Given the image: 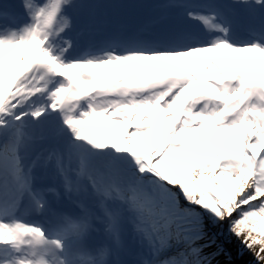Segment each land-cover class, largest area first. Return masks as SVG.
Masks as SVG:
<instances>
[{"label":"bare ground","instance_id":"bare-ground-1","mask_svg":"<svg viewBox=\"0 0 264 264\" xmlns=\"http://www.w3.org/2000/svg\"><path fill=\"white\" fill-rule=\"evenodd\" d=\"M50 1L51 0L48 2ZM50 6H52V3H50ZM25 8L26 11L28 10L27 13L30 16L28 18L32 19L30 26H22L18 32H13L8 26L6 27L0 24V30L7 40L6 41L4 37L0 38V60L9 56L8 65H10L11 68L8 69V66H0V125L1 127L5 126L9 129L15 127L13 122L17 121L36 134L33 135L34 138H32L31 142L24 143V139L19 144L22 146H18L21 151L16 148L17 146L14 148L9 142L3 141L5 143L2 145V150L0 151V186L3 188V196H0V237L7 230L2 220L5 216L9 215V217H11L13 215L10 211L11 209L14 212L19 211V209L30 208L29 204L25 203L24 197L16 199L15 193L9 189V185L12 184L14 187L21 189L23 187H28L24 180H33L34 183L37 184L40 182L42 183V180L31 178L30 173H28L29 177L25 178L26 174L20 170L21 167L23 170L27 168V165H25L27 161H24V159L29 161L36 159L32 168H38L39 165L42 169L47 165L51 166L52 168L45 170H51L52 176L60 181V188H53L50 185H44L42 187L43 199H56L57 202L62 203L65 199H82L84 198H81L82 193L87 199H96L95 195L91 197L88 193H93L95 191H100L101 197L103 198L96 201L94 200L93 202L82 201V204L86 205L89 215L85 213L81 216L78 222V225L82 226L81 228L75 226L72 229L61 232L62 234L58 236L59 240H61L64 235L68 236L64 237L60 242L63 247L71 245L73 241L77 239L78 235L80 233H85L88 228L94 235L108 231V233L103 234L104 240H109L110 236L116 237L118 236L117 231L119 230L115 229V222H120L126 226V228H122L124 233H126L122 234L123 238L129 236V242L131 243L128 251L133 249L141 250L135 256L136 258L138 257L137 261L140 264H158V257L161 251L171 246L169 245L170 238L165 233L166 223H164V221H167L166 216L161 219L162 216L158 213L165 209V202L154 195L149 196L145 193L141 194L142 192L138 193L134 183L140 185L139 177L136 175L137 178H134L132 174L138 172L139 176L148 177L150 175L152 178L161 179L160 177L163 176L162 172L171 169V163H168L165 157L168 155L167 153L171 151V144H175L173 139L176 140L181 129H185L187 135H191L193 132L192 129L186 125L188 111L184 107L182 101L178 100L171 104L170 97L161 106H156L154 98L168 89L164 90L156 86L154 88L157 90L156 92L152 88L155 85L151 86L153 81L149 78V75L156 73L157 70L169 69L171 72V65L175 71H181L182 68H184L185 55H174L172 60L170 54L165 55L166 58L170 59V61H168L169 64L165 67L159 61V58L163 57L162 55L158 56L153 53L138 52L135 53L134 56L128 57V59L120 60L115 66H109L108 70H106L103 68L105 58H101L100 56H89L82 61L76 60L73 65H70L67 60L63 62L62 59L72 54L73 50L67 49V47L61 48L59 45H53L46 41L44 47L47 52L57 60V63L62 62V69L66 70V73L75 67L78 70L80 69L82 73L84 70L88 73H83V78L75 85L76 89L68 98L65 93H61L62 90H56L58 87H61V82L56 81V79L57 77L63 76L59 70L51 71L52 68H46L47 71H51L52 75L51 77L46 76L44 79L40 77L38 80L40 84H38L32 78L36 72L30 71V66L25 64L24 60L22 58L20 60L16 55V41L30 40L40 36L46 39L47 36L44 30L50 29L45 21L41 20L40 23L36 21L38 16L35 17V14L44 12V8L40 10L36 9L37 6L34 3H29V6L27 3ZM33 27L36 28L35 32H33ZM58 42L63 44L62 40ZM234 56L235 63L244 69H246L249 63L264 64L263 52L253 46L234 51ZM49 63L51 64V62L48 61V67ZM126 69L130 72V77L138 78L139 81L128 85V83H131L130 80L123 86L117 85L115 82L116 77L120 75L122 71H126ZM5 71L9 72L8 76L4 75ZM99 72L105 73V83L99 86L97 93L93 96L98 103L94 104L90 110L85 111L86 113L84 112L85 114L78 118L76 122L78 131H75V129L66 130L65 127H58L57 129L62 128L64 132L59 131L58 134L52 138L50 134L43 129V122L40 121V119H36L34 122L35 124L25 119L24 115H29L40 108L41 101H28L30 97L24 95V92L26 93L28 90H39L38 87L42 84L50 87V90L55 88L53 94L64 104L59 108L63 111L71 99L80 91L88 89L90 84H93ZM53 77H55V81L51 83L49 79ZM17 78L21 81L18 82ZM92 80L94 81L92 82ZM4 81L9 84L7 83L6 85L3 83ZM167 87H171V82H168ZM142 89H146L144 91L145 98L143 102L135 105L134 111H130L128 108L129 104L120 101L121 94L124 92L128 94L130 90ZM153 95L156 96L153 97ZM99 98L103 99L99 101ZM55 100H53V103ZM262 101H264L263 97L256 100L253 107L249 110V119L240 116L235 120V122L240 120V126H244L247 122L254 121L258 124L254 125V127L249 130L246 140L241 142L240 139L241 143L239 142V147L241 148V146H243L245 148L246 155L248 154L250 156L251 163L258 168L264 167V165H262L264 164V160L260 157V152L261 150L264 151V148H260L259 151L254 149L255 142L261 138L264 124V107L261 108L260 106ZM58 105L60 106V104ZM255 107L257 109H255ZM74 115L75 114H72L70 116ZM67 118L68 117H66V119ZM194 118L201 120V114L192 116V114L189 113L188 121H193L195 120ZM53 119H55L54 116ZM207 120H209V118L205 117V123ZM249 124V126L252 125V123ZM17 126L14 133L20 132L19 124ZM248 127H245L244 130L246 134V128ZM59 133L61 137H58ZM13 135L9 130L6 137L15 138ZM76 136H80L84 144H82L83 146H79L78 143L80 139H76ZM231 136L233 137V135L230 134L229 138ZM40 139L43 143L39 142ZM68 141L70 142L67 143ZM178 141H181V139ZM193 144L194 141L192 142L191 140L189 149H191ZM24 147H30L31 150ZM137 154H140L138 162L133 160V165H135L134 167H137V169L128 168L126 165L131 163L132 160L127 159V157L134 158ZM197 160L198 159L194 157V159L185 160L184 163L192 165L195 168L198 162ZM82 164L84 165L82 166ZM19 166L21 167L19 168ZM138 168L141 169V172ZM43 172L45 171L40 172L38 176ZM84 172L91 174L86 177V183H80ZM45 179L46 181L48 180L47 178ZM76 186L82 193L76 190ZM243 191V188L240 189L238 193L234 191L232 198H237ZM130 192H134V195L130 194ZM35 198H37V196H35ZM232 200L235 201L236 199ZM48 202L52 203V200ZM124 203L128 204L129 208L124 215H119L118 208ZM73 206L76 207V204H73ZM44 207L46 210L49 209L47 206ZM8 209L9 211L6 212ZM141 213L142 216L139 215ZM68 214H72V212L69 210ZM144 220L148 221V223L143 222ZM53 221L57 224V220L53 219ZM21 225V222L9 225V230L5 233L0 243V264H21L20 260L16 258L18 251L12 248L10 249L11 243L18 240V233H23L24 231L29 232V229H31ZM212 232L215 233L213 244L216 246L206 253L204 255L205 257L202 255L201 257H203V259L201 261L194 264H228L230 255L224 247V238H220L215 230ZM128 233L134 236V240H132L131 235ZM136 236L139 237L137 241ZM120 239H122V237H118V240ZM115 241L117 240L115 239ZM202 243H204L203 240L198 239L192 246L200 250L203 246H199V244ZM140 247H142V249H140ZM208 247V245H204V248ZM117 249L127 251L125 246ZM5 251L6 253H4ZM101 253V250L98 248H93L88 254L91 256V260L94 261ZM130 259L134 260L135 258ZM93 261H89L87 264H95ZM116 262L121 264V259L119 261L116 259ZM28 264L30 263L28 262ZM68 264L71 263L69 262Z\"/></svg>","mask_w":264,"mask_h":264},{"label":"rangeland","instance_id":"rangeland-1","mask_svg":"<svg viewBox=\"0 0 264 264\" xmlns=\"http://www.w3.org/2000/svg\"><path fill=\"white\" fill-rule=\"evenodd\" d=\"M18 41L19 43L16 47L17 54L22 55L25 40ZM8 67H10V65ZM173 102L176 101L173 100ZM223 113L224 112L221 110L218 114H215L213 121L218 120V117L222 116ZM188 123L189 122H186V125H188ZM206 123L203 121L200 129L192 133V142L194 141V144L191 149H189L190 143L188 141L185 142V129L179 131L176 140L173 139L175 144H171V151L170 153L168 152V155L165 157V160L171 163V169L162 172L163 176L160 177L161 179H154L161 183L166 182L172 186L178 185L183 195L187 197L190 202L202 206L205 210V213L201 214V218L196 214H190L195 221V225L200 227V240L204 242L199 244V246L201 245L203 247L198 252L191 253V250H189L190 259L193 261V264L201 261L203 257H205L204 255L216 246L213 244L215 238V233L212 232L213 230L217 232L220 238H224V247L230 255L228 264H259V261L252 252H250L231 232L232 223L231 220L228 219L231 212L229 205L235 204L236 201L232 200L236 199L232 198L234 191L238 193L240 189L243 188L245 190L253 184L264 187V167H255V165L251 163L248 154L243 162H240L238 158L240 139L242 142V127L247 126L249 123L247 122L244 126H240V120H237L235 123L231 122V124L227 126L223 125L222 122L218 120L220 125L217 128L208 123L206 125ZM14 124H16V122H14ZM5 129V126L1 127L0 125V137ZM230 134H232L233 137L231 136L229 138ZM179 139H181V141H178ZM262 147L264 148V124L261 138L255 142L254 149L259 151ZM214 148L218 149V151L215 152ZM261 152L264 151L261 150ZM194 157L198 159L195 168L192 165L184 163L185 160L194 159ZM139 158L140 154H137V156L135 155L134 158L127 157V159L132 160V162L128 163L126 166L128 168L137 169V167L133 165V160L138 162ZM138 170L141 172V169L138 168ZM132 175L134 178H137L136 173ZM250 182L252 183L250 184ZM134 185L137 187L135 189L138 193H145L141 184L138 185L134 183ZM133 193L134 192H130V194ZM260 194V188L258 187L257 195ZM253 199H255V197ZM221 210H223V212H221ZM158 213L162 216L161 219L166 216L167 221H164V223H166V235L175 243H179L181 237L176 230L175 219L170 217L164 210ZM251 216L255 217L257 221L253 230L258 228L264 231V210L253 212ZM247 219L248 217L237 226L239 230H246ZM145 223H148V221ZM241 239H243V237H241ZM204 245H208L209 247L204 248ZM202 255L203 257H201Z\"/></svg>","mask_w":264,"mask_h":264},{"label":"snow or ice","instance_id":"snow-or-ice-1","mask_svg":"<svg viewBox=\"0 0 264 264\" xmlns=\"http://www.w3.org/2000/svg\"><path fill=\"white\" fill-rule=\"evenodd\" d=\"M264 3V0H261ZM182 34H177L170 40L151 39L139 40L133 37H121L119 34L113 33L106 37L102 42L112 44L114 46L122 45H139L135 50L150 53H175L182 50H191L197 45H188L187 48H180L177 45L185 39ZM261 159H264V152L260 154ZM139 183L143 186L145 194L156 196L161 201L165 202L164 211L175 219L176 230L180 234V242L175 243L169 240V245L163 249L158 257V264H193L190 259L189 249L191 253L199 251L198 248L192 245L200 239V227L195 225V221L190 214H196L201 218V214L205 213L202 206L192 203L185 197L179 186H172L152 178L151 176H139ZM252 182H250L251 184ZM260 188V195H257V188ZM0 196H3V188L0 186ZM255 197V199H253ZM231 209L228 219L231 220V232L237 239L256 257L259 264H264V231L260 229L253 230L257 224L256 218L251 216L253 212L264 210V187L252 185L247 187L242 194L237 196L235 204L229 205ZM223 212V210H221ZM246 220L247 228L244 231L237 227L242 221ZM243 237V239H241Z\"/></svg>","mask_w":264,"mask_h":264}]
</instances>
